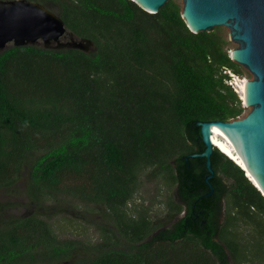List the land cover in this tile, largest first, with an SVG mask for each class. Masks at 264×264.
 Masks as SVG:
<instances>
[{"label":"trees","instance_id":"obj_1","mask_svg":"<svg viewBox=\"0 0 264 264\" xmlns=\"http://www.w3.org/2000/svg\"><path fill=\"white\" fill-rule=\"evenodd\" d=\"M33 1L94 48L0 52V188L21 192L27 169L31 208L10 215L22 203L0 201V264L53 263L78 250L44 217L56 212L46 202L58 193L103 202L128 238L121 245L102 226L104 241L83 264H254L264 254V196L217 147L209 182L206 157L193 156L206 148L198 122L244 111L222 69L247 71L231 57L223 27L192 31L178 0L155 13L134 0ZM153 165L177 183L181 203L173 206L185 212L147 240L152 221L142 210L129 217L126 205L141 169Z\"/></svg>","mask_w":264,"mask_h":264},{"label":"water","instance_id":"obj_2","mask_svg":"<svg viewBox=\"0 0 264 264\" xmlns=\"http://www.w3.org/2000/svg\"><path fill=\"white\" fill-rule=\"evenodd\" d=\"M168 1L170 0H136L143 9L151 13L159 11ZM178 2L182 7V16L192 31H213L215 27L222 26L236 48L235 57L233 50L231 52L233 60L251 75L248 82L250 105L245 115L230 121L198 122L206 148L193 156L206 157V165L211 172L206 177L209 182L215 174L211 165L214 150L211 126L221 124L239 134L246 156L264 186V0ZM25 45L83 51L94 48L92 39L76 36L58 13L42 3L33 0H0V52L10 46ZM245 174L264 196V191L247 172ZM212 191L213 189L206 195H210Z\"/></svg>","mask_w":264,"mask_h":264},{"label":"rangeland","instance_id":"obj_3","mask_svg":"<svg viewBox=\"0 0 264 264\" xmlns=\"http://www.w3.org/2000/svg\"><path fill=\"white\" fill-rule=\"evenodd\" d=\"M227 47L230 53L233 49H236L231 41ZM244 75H248V78H251V75L247 73H244ZM248 109L243 111L241 117L245 115ZM27 177L28 172L26 169L18 183V188L22 191L16 193L17 195L8 194L4 188H0V201L11 200L22 203L10 209V215H20L31 211L30 206L27 205L29 198L25 192ZM55 195L56 197L48 199L46 204L54 207L56 212L50 213L52 214L50 217H44L50 221L53 230L60 239H69L77 242L78 250L67 259L40 264H83L90 255L98 251V245L103 243L104 230L101 227L104 225L112 226V231H116V240H120L121 245H127L128 238L120 233L115 216L109 214L103 202H93L66 193ZM174 203H181L178 197L177 183L166 172H161V168L158 165H153L144 167L139 172L135 193L128 201L126 210L129 217H137L138 212L141 210L146 212L153 225L152 232L147 237V240H151L155 238L154 236L157 232L171 226L179 217L184 215V208L178 213L173 206ZM224 204L227 207L226 201H224ZM252 232L253 228L251 231L244 230L243 227L240 229V234L248 240L255 239L254 235H248ZM151 244H153L152 246L157 245L155 242H151ZM87 246L89 249L86 251ZM177 248L182 250L185 249V246L177 244ZM175 259L178 260V254ZM231 264L253 263L250 261L242 263L231 261ZM254 264H264V254L258 256L254 260Z\"/></svg>","mask_w":264,"mask_h":264},{"label":"bare ground","instance_id":"obj_4","mask_svg":"<svg viewBox=\"0 0 264 264\" xmlns=\"http://www.w3.org/2000/svg\"><path fill=\"white\" fill-rule=\"evenodd\" d=\"M136 1V0H135ZM236 50L233 49V54L235 57ZM249 80L244 81L240 84V91H242V95L245 99L247 105L249 103ZM211 134H212V143L224 154L230 157L233 161H235L239 166H241L247 175L250 176L253 181L264 191V186L261 183L260 179L256 175L253 170V166L250 163L248 157L246 156V152L244 151L245 147L243 141L239 134L235 130L227 129L221 124H214L211 126Z\"/></svg>","mask_w":264,"mask_h":264},{"label":"built area","instance_id":"obj_5","mask_svg":"<svg viewBox=\"0 0 264 264\" xmlns=\"http://www.w3.org/2000/svg\"><path fill=\"white\" fill-rule=\"evenodd\" d=\"M230 55L232 57L231 53H230ZM222 71L225 75H227L225 77V83L228 84L229 86H231V88L237 93L238 98H239L241 105L244 108V110L248 109L249 105L246 104L245 99L242 95V91H240L239 86L244 81L246 82V80H249L250 79V78H248L249 76L244 75V74H238L232 68L227 67V66H224ZM240 116H238V117H240ZM214 147H216V146L214 145Z\"/></svg>","mask_w":264,"mask_h":264}]
</instances>
